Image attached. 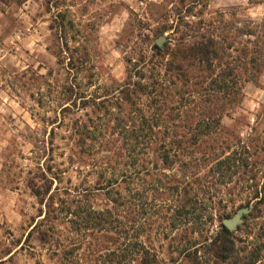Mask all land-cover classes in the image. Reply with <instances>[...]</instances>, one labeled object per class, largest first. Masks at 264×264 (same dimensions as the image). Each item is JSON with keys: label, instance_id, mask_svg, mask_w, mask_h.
<instances>
[{"label": "rangeland", "instance_id": "374dc122", "mask_svg": "<svg viewBox=\"0 0 264 264\" xmlns=\"http://www.w3.org/2000/svg\"><path fill=\"white\" fill-rule=\"evenodd\" d=\"M0 264H264V0H0Z\"/></svg>", "mask_w": 264, "mask_h": 264}, {"label": "water", "instance_id": "95a60500", "mask_svg": "<svg viewBox=\"0 0 264 264\" xmlns=\"http://www.w3.org/2000/svg\"><path fill=\"white\" fill-rule=\"evenodd\" d=\"M160 42V41H159ZM247 212L246 209L239 210L234 217L228 220L223 221V226L228 230V231H233L240 223H241V217L243 214Z\"/></svg>", "mask_w": 264, "mask_h": 264}, {"label": "trees", "instance_id": "16d2710c", "mask_svg": "<svg viewBox=\"0 0 264 264\" xmlns=\"http://www.w3.org/2000/svg\"><path fill=\"white\" fill-rule=\"evenodd\" d=\"M202 46L201 48H199L200 49L198 52L199 55L208 56V55L215 53V52H212L211 49H209V48H212L211 45H208V46L202 45ZM221 235H222V243H224L225 239L229 236V231L224 226L221 227Z\"/></svg>", "mask_w": 264, "mask_h": 264}]
</instances>
